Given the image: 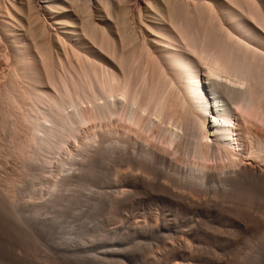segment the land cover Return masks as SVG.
Returning <instances> with one entry per match:
<instances>
[{"label":"bare ground","instance_id":"1","mask_svg":"<svg viewBox=\"0 0 264 264\" xmlns=\"http://www.w3.org/2000/svg\"><path fill=\"white\" fill-rule=\"evenodd\" d=\"M8 2L10 9L4 10L3 6L0 7V32L6 37L5 41L8 40V45H11L14 70H9L13 71L12 75L9 73L10 83L7 82L6 88L1 89L5 92L0 95V113L2 116L9 115L8 119L11 117L7 123L12 119L8 125L14 128L13 131L19 126L17 124L24 127L22 130L25 129L27 135L23 139L24 142L21 140L23 145L21 142L20 144L23 147L27 145L34 148L30 159L36 161L43 157H40L42 152L47 153L42 159V166L39 163L41 170L38 169V164H35L38 171H41L40 174L51 173L52 179L54 166L51 157L54 156L50 152L53 150L54 153L61 152L68 138L72 139L74 134L82 133L79 126L87 123L91 125L94 120L98 123L103 120L105 123L106 119H113L114 116L117 119L120 111L122 113V105H125L128 111L124 109L126 116L120 114L126 118L123 120L128 121L129 125H134L133 130L139 127L140 132V128L155 129L159 137L157 138L161 141L160 146H157V143L153 145L158 142L157 139L155 142L150 140L153 143L151 144L148 137V139L141 137L143 133L133 134V130V133L127 132L126 127H124L126 131L123 129L118 132L114 131L115 128L109 130L106 126L105 129L102 128L105 131L98 129L103 132L98 133L94 130L99 135L91 130L88 132L95 134H88L83 130L84 134H88L84 135L85 140L82 141L84 142L82 147H85L82 149L87 153H84L80 146L81 153H77L80 155L74 154L76 158H80L82 152L84 156L86 155L85 158H98L102 166L111 171L113 177H109L114 178L115 182L113 190L117 195L120 194L119 197L115 194L116 197L112 199L113 207H118L125 199L128 200L120 197H123L125 192L131 193L132 190L128 191L129 188L139 190L145 183L156 184L157 188L169 193L182 205H189L196 212L207 213H213L217 201L226 199L233 191L242 192L247 189L245 193H250L259 186L264 188L263 133L261 136H257L258 134L254 136L251 128L244 123L246 121L237 120L236 113L239 110L242 114L244 112L245 116L252 115L264 121V0H8ZM131 12L138 14V26L135 25L137 23L135 20V24L132 22L134 17L131 16L130 21ZM139 58L143 59L141 68L139 64L142 62ZM136 62L140 69L135 71ZM237 85L239 87H236ZM242 86L244 91L241 90ZM221 104L222 116L217 119L215 107L219 108ZM118 105H121L119 109ZM92 126L93 130L96 126L95 124ZM18 128L20 130L21 126ZM75 131L77 133H74ZM151 136L153 139L156 137L153 133ZM79 137L76 139L80 140ZM183 138L185 141L182 146ZM74 143L76 144L75 140ZM171 147L177 148L176 151L182 147L180 153L185 158L181 159V163L185 167L188 166L184 170L181 168L183 164L179 165L180 153L176 155L172 152L173 149L169 150ZM99 149L97 156L96 151ZM77 150L76 152H79ZM24 155H21L22 158ZM74 155L71 154L72 157H75ZM70 157L64 159L62 157L59 163L56 161L62 171L58 174L62 173V176L59 177L54 171L59 178L55 177L56 180L53 178L54 181L52 179L49 182L50 191L57 189L59 191V185L68 179L66 171L78 173L80 170L78 166L75 167L79 163L75 164L76 158ZM192 158L194 161H191ZM218 162L225 165L214 164ZM91 166L94 170L95 165ZM33 168L35 170V166ZM91 168V172L94 173L95 170L92 171ZM70 172L69 175L72 176L73 172ZM46 174H43V178L48 175ZM46 180L48 179L44 180L45 183H48ZM70 180L69 178L67 181ZM49 183L46 185L49 186ZM67 184L66 186H71V183ZM54 191L48 194L51 193L50 198L56 199L63 190L59 194L56 191L57 195ZM127 195L128 193H125L124 196ZM53 202L55 203L54 200ZM43 207L38 205L34 209L35 221L39 220H36L40 214L39 208ZM38 222L37 226H34L35 229L39 226V231L40 229L43 231L38 234L34 227L30 230L38 234L42 240V243L34 240L37 236H33L32 233L35 245L33 247L36 248L34 251L37 250V244H41L38 248L41 250L37 255L45 249L53 256L51 259L53 262H59V257L64 264H72L79 260L77 255L82 251L80 233L73 234V237L68 239L70 242L66 240L67 243L64 244L67 247L63 245L65 249L48 248L50 234L47 233L46 225ZM145 226L139 224L132 228L140 232ZM180 233H184V229ZM28 234L30 233L26 235ZM54 237L56 238V235ZM54 237L50 235L53 241ZM174 238L178 242H174ZM177 238L178 236L171 238L174 240H170L171 243L169 239L168 242L164 240L167 245L163 247L164 252L161 249L164 253L161 263L192 264V261L186 258L190 257V251H194L191 249L193 245H190L193 243H189L188 239L187 241ZM117 242L114 246L120 241ZM120 249L122 248H118L117 253L122 255L123 251ZM114 250L113 252L116 251ZM153 250L150 247L149 251ZM34 251L32 254L38 250L35 253ZM46 251L44 253H48ZM24 252H27L26 249L20 256H23L21 261L25 263L30 252L29 254ZM37 255L34 257L30 254L36 261L32 262L30 258L31 264H42L40 263L43 262L42 259L40 258V261ZM40 257H43V254ZM122 259L117 263L125 261ZM147 259L144 261L147 262ZM153 259L149 261L150 264L157 262Z\"/></svg>","mask_w":264,"mask_h":264},{"label":"rangeland","instance_id":"2","mask_svg":"<svg viewBox=\"0 0 264 264\" xmlns=\"http://www.w3.org/2000/svg\"><path fill=\"white\" fill-rule=\"evenodd\" d=\"M9 6H10V3L8 2V0H0V7H2L4 10L10 9ZM9 12H10V10H9ZM131 13H133V12H131ZM131 13H130V18H131L130 21L132 20V17H134L132 22L134 23V20H135V23L136 22L137 23L136 24L134 23V24L138 26V23H139L138 14L136 12L133 14H131ZM0 34H1V32H0ZM1 38L2 39H0V92H1L0 95L3 92V90H1V89H3L5 87L7 82L10 83V81H8V79L12 75V72H13V71L10 72L11 69H13V67H14L13 66L14 60H12L13 59L12 58L13 57L12 56V49L10 48L11 45H8L9 42L7 39L5 41L6 37L3 34H1ZM10 52H11V54H10ZM10 57H11V61H10ZM139 60L142 62L141 64H139ZM139 60H138V64L140 65V68H141V66L143 65V61H142L143 59L139 58ZM138 64H137V62L135 63V65L137 66V67H134L135 71L139 67ZM61 71L65 72V70H61ZM9 83H8V85H9ZM236 87H239V85H237ZM241 88H242L241 90H243V86ZM244 88H246V87H244ZM221 99L224 100V98H221ZM84 107H86L85 104H84ZM120 107H121V105H118L117 109H119ZM122 107H123V109L121 108L122 113H123V115H125L124 114L125 110L128 111L127 110L128 108L126 109L125 105L124 106L122 105ZM220 108L223 110V104H221L219 106V108L215 107L217 119H219L222 116ZM120 110H118V111L116 110V111L119 112ZM122 113L120 111V113L117 115L118 120L116 119V116H114V117L112 116L113 117V119L111 118L112 121H110L111 119H108V120L106 119L105 123L103 120H101L98 123L97 120H96L97 122L95 120L94 121L92 120L93 122L91 123V125H90V123H87L83 126H79V129L82 130V131L79 130L82 132L81 133L82 135L79 133L80 137H79V135L74 134L76 136H74V135H73V137L70 136L72 139L68 138V140L66 142V144H68V145L65 144L62 148V151L60 150L61 152L54 153L55 152L54 150H53L54 152L51 151L52 153L50 152V154L52 156H54V158H55L54 159L53 157H51L50 154L48 155L49 157H51L53 159L52 162H53L54 167L52 169L53 170L52 172L54 174L52 175V179L53 178L55 179V177L57 179V178L62 176L61 175L62 173L58 174V173H60L61 170L57 165L62 157L64 159V158H69L71 156V154L72 155L75 154L76 156L80 155V154L77 155V153H81L80 149L83 148L82 146H83L84 142H82V141L85 140L84 135L87 136L89 133L92 134L93 132H96L94 130H97L98 133H99V131L103 132V131H105L104 127H106V126H107V129L114 130V128H115L114 131L118 130V132L123 131L124 127H126L125 129L127 130V132L131 133L132 130L134 129L133 128L134 125H131V124L129 125L128 124L129 122L127 120H126L127 122H125L124 120L126 118L124 116L123 117L121 116ZM236 113H237V120H240L242 122L246 121L244 123H247L246 126L249 127V129L251 128V130L253 131V133H252L253 135L258 134L257 136H259V135L261 136V134L263 133V136H264V121H263V119L259 120L258 117L256 118L252 115L251 116L249 115V117H248L247 114L245 116V113L243 112V114H242V112H239V110H237ZM1 114L2 113H0V174H1L0 175V200H1L0 201V264H31V261L36 262V261H34L35 260L34 257H36L35 254L36 255H37V253L39 254V252H40L39 250H41V249H38V248H39V245H41V244H37L38 247L37 246L36 247H37L38 251L37 250H36L37 252L34 251L36 248L33 247V246H35L33 243L34 242L33 236H37L36 239H34V240L41 242L42 240L38 234L41 231H43L41 229L39 231V228H40L39 226H38L39 228L37 227L35 229L34 226H37L38 221H39L38 222L39 224L46 225V227L45 226L44 227L46 228L47 233L51 235V237H54L56 235V238L54 237L55 241H53V238L50 239V235L48 236L49 237L48 238L49 239L48 244H47L48 248L60 247L58 249H60V250L65 249L64 247H67V246L64 243H67L66 240H68V239L70 240L73 237V234H77V232H78V235L80 233L79 236L82 235L80 237V239H81L80 242L82 243L81 244L82 248L80 250H82V251L80 252L81 254L77 255V259L79 258V260H76L77 262L71 261L74 264H109V263L110 264H119L117 262H119L118 260H120V262H121L122 258L125 261H127L126 262L127 264H133V263L134 264H137V263H139V264H150L149 261H152V259L154 257L156 258V260H155V258L153 260L155 262L157 261L155 263V264H157L162 259V256L164 254L163 253L164 252L163 247H165L167 245L165 241L167 240V242H168V239H169V243H171L170 240L171 241L175 240L174 242H178V240H176V238H174V240L171 239L174 236L175 237L178 236V238L180 237L182 240L188 239V240H190V241L187 240L189 243H191V242L193 243L190 245L191 246L193 245L191 247V249L193 248L194 251L193 252L190 251V253H191L190 257L188 256L189 258L188 257L186 258V260L189 259L190 262L192 261L191 262L192 264L193 263L194 264L195 263L196 264H258V263L262 264L263 263L264 264V257H263L264 256L263 255L264 254V212H263L264 211V188H262L261 186L257 187L253 192H250V193H248V192L245 193V191H248L247 189L242 190L243 194H242V192H240L241 190L233 191L232 194H230L229 196L227 195L228 197L226 199H221L222 202L220 199H219L220 201L219 200L217 201L218 207L216 206L217 209L215 207V211L213 213H207L206 211H203V212L197 211L196 212L193 209V207H191L189 205H186V206L182 205L181 203H179V201L175 200V198L172 197L169 193L162 192L159 187L157 188L158 185L150 184V183H145V186H143V188H141L139 190H134V189L129 188L128 191L132 190L131 193L125 192L126 194L128 193L127 197L124 196L125 193H124V195L121 194V196L123 195V197H120L122 199L124 197L128 198L127 201H125L126 199L124 198L125 199L124 201L127 203H125L123 201L121 203L122 207H120L121 205H119L118 207H113L111 204V201H112V199H114L116 197L117 194L114 192L115 190H113V189H115V186H114L115 182L113 180L114 178H111V177H113L111 175V171L109 169L104 168L98 158H94V157L93 158L91 157L92 159L88 158V157H87L88 159L85 158L86 155L84 156V153H87V152H84L85 150L83 151V149L85 148L84 147L82 149V151L84 153L82 152L83 155H81L84 158H81V156H80V158H78V157L76 158L75 155H74L75 157L71 156L72 158H76V159H74V162L76 160L75 164H77V162H79L78 163L79 165L77 164V165H75V167L78 166V169L80 168V170L73 167V169L78 170V173H76L77 171L76 172L71 171L73 173H71L70 171H68V172L66 171L67 176L66 175H64V176H66V178H68V179H65L59 185V187H58L59 191L57 188H56L57 190H55V191L53 190L55 192V194H56V191L59 194L63 190L60 193L61 195L59 194L58 195L59 198H58V197H56L57 194L55 195L53 193L54 194L53 196L56 197V199L50 198V196L52 197L51 193L53 192V191H50L51 187H50V183H49L52 180L51 175H50L51 173L50 174L47 173L48 175L46 173L40 174L39 172H41V171H38V169L41 170L40 169L41 167H39V163H40V166H42L41 165L42 159H43V157L47 156V153L45 154L44 152H42L41 154H44V155L40 154V157H42V156L43 157L38 158V160L36 159L37 162L39 160H41L38 163L35 161V159L31 158L32 160H34V162H33L29 157L32 156L31 154L34 152V148L29 147L27 145H26L27 146L26 147L24 145V147L26 148L25 149L22 146L23 144H22L21 140H23L24 137L27 135V134H25V132H26L25 129L22 130V128H24V127L20 124H17V125H19L18 127L21 126V129L19 130L17 125H15V128L16 127L17 128L13 131L14 128L12 129L8 125V123L10 124L12 122V119H11V122L7 123V120L10 121L11 117L8 119L9 115L2 116ZM255 118L257 120H255ZM1 120L3 121V123ZM4 121H6V122H4ZM93 123L95 124L96 129L93 128V130H92L91 128L94 127V126H92V125H94ZM100 124H102V126ZM104 124H105V126H104ZM85 126H89L90 128L89 127L85 128ZM102 128H104V129H102ZM128 128H129V130H128ZM11 129H12V131H11ZM76 129L78 130V128H76ZM85 129H87V130H85ZM98 129H102L103 131L98 130ZM125 129H124V131H126ZM140 129H141V132L139 130V127H135V130H133L134 133L133 132L132 133L135 134V132H137V133L140 132V133H138L139 135H141L143 133L141 135V137H143L145 139L149 138L148 141L153 140L155 142L156 139L158 140L159 137H158L157 132H155V129H152V130H148V129L145 130L143 128H140ZM83 130L86 131V133H88V134H84ZM88 130H91L93 132L92 133H91V131L88 132ZM11 132H13L14 134ZM146 132H148V133H146ZM151 132L156 135L155 139H153L154 137L152 138ZM22 133H24L25 135H23ZM74 133H77V132L75 131ZM93 134H95V133H93ZM96 134H97V132H96ZM97 135H99V134H97ZM74 137H75V139H74ZM78 137L80 138V140L76 139ZM69 139H70V142H68ZM4 140H6V141H4ZM74 140H75L76 144L74 143ZM151 141H150V143L153 144L152 143L153 141L152 142ZM181 141H182V146H183L185 138H183ZM20 142L22 145L20 144ZM23 142H24V140H23ZM77 142L79 144H77ZM156 143H157V146H160L161 145L160 139L158 140V142L156 141L155 144H153V145H156ZM9 144H11V145H9ZM73 144H75V145H73ZM21 147H22V149H21ZM79 147H80V149H79ZM69 148H70V150H69ZM76 148H78V150ZM75 149L79 152H76ZM170 149L171 150L173 149L175 152L173 150H172V152L175 153L176 155H178L180 152H182V147L180 150H177V151H176L177 148L174 149L173 147H171V148H169V150ZM57 151L58 150H56V152ZM99 152H100V149H99V151L98 150L96 151V155ZM53 154H55V155H53ZM57 154H60V156H57ZM21 155H24L23 158L25 160L22 158ZM25 156L27 159L25 158ZM179 156H180V160L185 158V156L182 155L181 153L179 154ZM77 159H79L80 161H78ZM81 159H87V161L86 160L82 161ZM89 160L93 164L88 162ZM93 160H95V161H93ZM54 161H55V165H54ZM191 161H194L193 158ZM181 162H182V160L179 162L180 163L179 165L183 164ZM28 163H29V165H28ZM82 163H84V165ZM35 164H38L39 168ZM214 164L219 165V166H220V164H221V166H222V164H223V166L225 165V163H223V162H218V164L217 163H214ZM91 165H95V166H93V168L96 172L91 168L92 167ZM226 165H227V163H226ZM33 166H35V170H34ZM80 166H82V167H80ZM88 166H90L89 169H88ZM187 167H185L184 164L181 166V168L183 170ZM90 168L92 169V171H94V173L91 172ZM82 170H84V171H82ZM97 170H99V172ZM100 170L103 173H101ZM54 171L59 175V177H57V174ZM37 172L42 177H39L40 175L36 174ZM69 172L72 174V176L69 175ZM79 172H80V174H79ZM63 173H65V172H63ZM74 173H76V174H74ZM99 173H100V175H99ZM105 173H107V174H105ZM43 174H46L47 176H49L50 179H49V177L46 178L47 176L43 178V176H44ZM75 175L76 176L78 175L79 177L78 176L76 177ZM109 176H111V177H109ZM39 178H41V179H39ZM69 178L72 180V181L70 180L71 182L67 181V180H69ZM74 178L76 180H74ZM45 179H48V180H46V182L49 183V186L46 185L48 183H45V181H44ZM54 179L52 181H54ZM104 179H106V180L104 182H102ZM42 181H43V184H42ZM65 182L68 184L71 183V186H69L68 184H67L68 186H66ZM64 185L66 188H64ZM151 185H153V186H151ZM151 187H154V188H151ZM154 189L155 190L157 189V191H155ZM160 191L162 193H164V195L162 193H160ZM48 192H51V193H49L50 195L48 194ZM247 193L251 194V195H248ZM47 194L49 195L50 199L47 198L48 197ZM118 195L120 196V194H118ZM118 195H117V197H119ZM62 196H64V197H62ZM237 196H239V197L237 198ZM44 198L46 199L45 201H44ZM60 199H61V201H60ZM40 200H42V201H40ZM53 200L55 201V203L53 202ZM46 201H48V202H46ZM42 203H44V204H42ZM11 204H13V205H11ZM38 205H41V207H43L45 205L44 206L45 208L44 207L42 209L39 208L41 210V211L39 210V213L41 215L39 214V216L36 219V220H38V219L39 220L35 221V218H33L34 217L33 211H34V209H36V206H38ZM222 206H224V207H222ZM13 211H14V213H13ZM188 212H190V213H188ZM163 221H164V223H163ZM138 223L141 226H145L146 223H147V225L148 224L149 225L148 226L146 225L145 228L139 232L135 229L133 230V228H132L133 226H136V225L139 226ZM53 224H55V226ZM57 224H59V225H57ZM251 224L252 225L256 224V225L253 226L254 227L253 228ZM151 225H153L154 227ZM165 225H166V228H165ZM49 226H50V228H48ZM191 226H193L194 229ZM33 227H34V230L37 231V233L39 232L38 234H34L32 231H30V230H32ZM248 227L250 228V230ZM251 227H252V229H251ZM75 228H77V229H75ZM148 228L150 229L149 231H148ZM154 228L155 229L157 228V229L155 230ZM158 228H160L161 230ZM183 229H184V233L187 234L186 236L184 233H180V232H183ZM190 229H192V230H190ZM25 230L27 231V233H30V234L26 235L27 233H25L26 232ZM79 230H81V231H79ZM151 231H153V233ZM189 231H191V232H189ZM54 232H56V233H54ZM160 232H162V233H160ZM177 233H179V234H177ZM166 234H168V236H166ZM182 234H184V237ZM31 235H33L32 236L33 238L31 237ZM38 238H40V240H38ZM180 238H179V240H180ZM29 240H31V242ZM69 240H68V242H70ZM116 240L120 241V242H119V244L114 246L116 243H118ZM28 241H29V243H28ZM36 241H35V243H37ZM59 241H61V242H59ZM26 243L29 244L30 246L27 245ZM84 244H85V246H83ZM57 245H60V246H57ZM63 245H65V246L63 247ZM121 245L124 247H127V248L124 249V247H122ZM150 247H151V250H153L156 247L158 250H160L159 253H157L158 250H156V248L152 251L153 253L150 252L149 251ZM48 248H46V249L48 250ZM114 248L116 251L114 250ZM118 248H122V249H120L123 251V252L121 251L122 255H120L121 253H117ZM23 249L24 250L26 249V251H27L24 253L29 254V252H30V254L32 256L34 255V257L32 258V256H30V254H29V259L32 258V259H30L31 261H29L28 258L26 260L27 262H25V263L23 261H21L23 256L21 257L20 255H22L21 252L24 251ZM161 249L163 252L161 251ZM106 250H107V252H105ZM113 250L115 252H113ZM120 250H119V252H120ZM155 250H156V252H154ZM33 251H34V253L35 252L36 253L32 254ZM44 251H46V250L42 249L41 254L37 255V256H39V260L41 258L43 261L40 263L52 264V262L54 261V260L53 261L51 260L53 258V256L51 255L50 252L46 251L48 253H44ZM125 251H127V252H125ZM148 253L149 254L151 253L150 256ZM154 253H157V254H154ZM160 253H162V254H160ZM260 253H263V254H260ZM42 254H43V257H40V256H42ZM81 255H82V257H78ZM96 255H97V257H96ZM126 255H128V256H126ZM159 255H160V257H158ZM59 256L60 255H58V257ZM146 256H149L150 258L146 257ZM258 256H260V257H258ZM27 257H28V255H27ZM117 257L120 259H118ZM127 257H129V259ZM157 257L159 259H157ZM43 258H45V259H43ZM143 258H145V259L149 258V259H147V262H146V261H144L145 259H143ZM195 258L197 261L195 260ZM255 258H256V261H255ZM48 259H49V261H48ZM59 259L61 262L59 261V262H53V263L54 264L55 263H58V264L59 263L60 264L65 263V262H63V260H61L60 257H59ZM75 259H73V260H75ZM130 259H132V260H130ZM36 260L38 263L39 262L38 257L36 258ZM125 261H123L122 263L124 264ZM142 261H144V263ZM257 261H259V262L257 263ZM33 264H35V263H33ZM67 264H69V263H67ZM159 264H163V263H161V261H160Z\"/></svg>","mask_w":264,"mask_h":264}]
</instances>
